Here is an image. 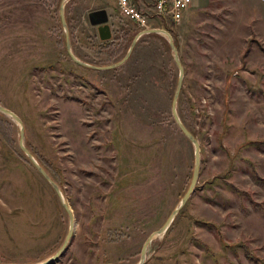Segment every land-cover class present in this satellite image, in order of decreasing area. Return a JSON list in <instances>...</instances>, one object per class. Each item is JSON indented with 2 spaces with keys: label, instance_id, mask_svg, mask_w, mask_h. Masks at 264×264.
I'll return each mask as SVG.
<instances>
[{
  "label": "rangeland",
  "instance_id": "374dc122",
  "mask_svg": "<svg viewBox=\"0 0 264 264\" xmlns=\"http://www.w3.org/2000/svg\"><path fill=\"white\" fill-rule=\"evenodd\" d=\"M62 1L0 0V105L73 215L51 264H138L192 177L194 148L172 115L179 70L167 39L142 34L115 0H66L67 31ZM105 5L125 31L113 26L102 48L88 14ZM153 28L177 34L176 111L200 166L143 264H264V0H193L178 25ZM66 33L73 55L96 67L122 60L141 36L123 64L98 70L70 58ZM19 129L0 113V264H39L69 219Z\"/></svg>",
  "mask_w": 264,
  "mask_h": 264
},
{
  "label": "water",
  "instance_id": "95a60500",
  "mask_svg": "<svg viewBox=\"0 0 264 264\" xmlns=\"http://www.w3.org/2000/svg\"><path fill=\"white\" fill-rule=\"evenodd\" d=\"M65 2H66V0H63L61 2L59 11H60V19H61L62 27L64 28V30L67 31L66 21H65V17H64ZM108 20H109V17L107 16V13H106V11L104 9L95 10V11H92V12H90L88 14V21H89L91 26H93V27H95L97 29L98 37H99L100 41H102V42L109 41L112 38V31H111L110 24H108ZM142 34L163 35L167 39L168 45L170 47V50L173 53L174 61H175L176 65H177V68L179 70V76H178V81H177V84H176V89H175V93H174L173 101H172V115H173V119H174L177 127L182 132V134L186 137V139L192 144V146L194 148V166H193V172H192V177H191V181H190L189 187L186 190L184 196L182 197L180 204L172 211V213L169 215V217L167 218V220L164 223V225L157 232H155L152 236H150L147 239L146 243L144 244V246H143V248L141 250V259H140L138 264H143L145 262L146 247H147L148 243L151 241L152 237L155 236V235H161V234L165 233L167 227L171 224L173 218L179 213V211L183 208V206L185 205V203L187 202V200L189 199V197L193 193V191L195 189L196 182L198 180L199 166H200V148H199L198 141L195 138V136L193 134H191V132H189L187 130V128L184 126V124L181 122V120H180V118H179V116L177 114V111H176V104H177V100H178V97H179V94H180V89H181V86H182L183 72L184 71H183V67H182V65L180 63L179 56H178V51H177V48H176V46L174 44L173 38L169 34V32H167L165 30H160V29L148 30L146 32H143ZM139 36H141V34H138L133 39L129 50L127 51L125 56L122 58V60H120L119 62H117L115 64L102 66V67L91 66L89 64H86V63L82 62L78 58H76L73 55V53L71 52V50H70V42H69V37H68L67 33H66V36H65V44H66V50H67L70 58L75 63H77V64H79L81 66L89 67V68H93V69L110 70V69H114V68L118 67L119 65L123 64L128 59V57L130 56V54L132 52V49L134 48V46L137 43V40H138ZM0 113L10 116L17 123H19V125H20V129H19L20 130L19 131V136H20L19 147H20L21 151L26 155V157L30 160V162L33 164V166L36 168V170L41 174V176L49 183V185L54 190V192L56 193L58 198H60V202L62 204V207L64 208V210L66 211V213L68 215L69 228H68V232H67V235L65 237V240H64L63 244L61 245V247L57 250V252L55 254L50 256L47 260L39 263V264H51L59 256L62 255V253L67 248L68 242H69V240H70V238L72 236L73 226H74L72 212L69 209V206L66 203V201L63 199L62 193H61L59 187L57 186V184L51 179V177L44 170V168L35 160L33 155L24 147V145H23L24 130H23V127H22L21 122L18 119V117L14 113H12L11 111H9L8 109L4 108L1 105H0Z\"/></svg>",
  "mask_w": 264,
  "mask_h": 264
},
{
  "label": "built area",
  "instance_id": "2783aa9c",
  "mask_svg": "<svg viewBox=\"0 0 264 264\" xmlns=\"http://www.w3.org/2000/svg\"><path fill=\"white\" fill-rule=\"evenodd\" d=\"M192 4L193 0H154L152 14L175 26L182 21ZM117 9L118 15L134 23L141 33L150 30L149 15L139 9L133 0H117Z\"/></svg>",
  "mask_w": 264,
  "mask_h": 264
},
{
  "label": "crops",
  "instance_id": "0c3cea01",
  "mask_svg": "<svg viewBox=\"0 0 264 264\" xmlns=\"http://www.w3.org/2000/svg\"><path fill=\"white\" fill-rule=\"evenodd\" d=\"M133 1L135 2V5H136L139 9L144 10L145 12L148 13L149 18H150V21L153 20V19L159 21V19H158V18H155L154 15L152 14V10H153V1H154V0H133ZM116 4H117V3H116V0H115V1H114L115 8H116ZM109 7H110L111 9H113L112 6H110V5H105V6H103V7H100L99 10L104 9V10L106 11V13H107V16H108L109 18H111L112 15H110ZM113 11H114V10H113ZM150 16H152L153 18H151ZM89 24H90V23H89ZM108 24H110V27H111V28H113V26H116V30H117V28L119 29L118 24L115 23V21H114V23H113V21L111 22V19L108 20ZM133 25L135 26L134 23H133ZM90 26H91V25H90ZM91 27H93V26H91ZM94 28H95V27H94ZM156 28H159V27H156ZM153 29H155V28H153ZM111 31H113V30H111ZM97 36H98V33H97ZM98 38H99V37H98ZM99 40H100V39H99Z\"/></svg>",
  "mask_w": 264,
  "mask_h": 264
},
{
  "label": "trees",
  "instance_id": "16d2710c",
  "mask_svg": "<svg viewBox=\"0 0 264 264\" xmlns=\"http://www.w3.org/2000/svg\"><path fill=\"white\" fill-rule=\"evenodd\" d=\"M118 27H119V29L117 30V31H125V29L124 28H122V27H120L119 25H118ZM138 31V30H137ZM167 31L169 32V34L172 36V38H173V40H174V42H175V45L177 46V34L172 30V29H170V28H167ZM125 33V32H124ZM129 33H130V31H129ZM128 33V31H127V33L126 34H124V36L126 35V37L128 38V41L130 40L131 41V39L135 36V33H134V35L132 34L130 37H128V35H130ZM149 36H155V37H158V35L157 34H150ZM122 37V36H121ZM160 38V37H159ZM108 45H110V42L109 41H104V42H101V47L102 48H106V46H108ZM41 165V164H40ZM45 170V169H44Z\"/></svg>",
  "mask_w": 264,
  "mask_h": 264
}]
</instances>
